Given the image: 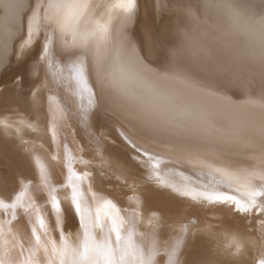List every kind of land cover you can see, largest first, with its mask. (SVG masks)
Here are the masks:
<instances>
[{
	"label": "snow or ice",
	"instance_id": "1",
	"mask_svg": "<svg viewBox=\"0 0 264 264\" xmlns=\"http://www.w3.org/2000/svg\"><path fill=\"white\" fill-rule=\"evenodd\" d=\"M13 7L0 76L13 59L31 63L10 83L0 81V264H264V0H155L156 20L167 16L171 26L149 42L145 24L140 44L131 31L139 0H19ZM213 16L226 20L228 37L247 41L242 50L229 38L215 49L193 41L189 25ZM78 119L101 140L119 141L113 158L144 204L159 195L223 206L232 224L220 230L188 217L169 243L165 229L173 226L157 209L159 231L137 239L139 216L106 192L108 174L83 158ZM42 128L52 163L39 180L33 176L36 203L26 204L15 194ZM13 154L16 163H4ZM56 165L66 182L49 186Z\"/></svg>",
	"mask_w": 264,
	"mask_h": 264
},
{
	"label": "bare ground",
	"instance_id": "2",
	"mask_svg": "<svg viewBox=\"0 0 264 264\" xmlns=\"http://www.w3.org/2000/svg\"><path fill=\"white\" fill-rule=\"evenodd\" d=\"M18 2L19 0H0V42H2L5 33L12 26L15 15V8L13 6ZM113 2H116V0H113ZM139 2L143 7L142 4L143 0H139ZM5 5H8L9 7L6 8ZM139 18L140 17H138V19ZM101 23L103 24L104 21H101ZM192 24H193L192 36H193V41L195 43H202L205 46L215 49L217 46H219L220 43H222L223 39L229 38L233 41V47L239 50H242L247 44V41L242 38H233L227 36L228 26L226 20H224L223 18H218L217 16H213L212 19L207 22H192ZM165 26L170 27L171 22L168 21L166 24H164V26L161 27V29L158 32H156V30L154 29L155 31L153 30L154 31L153 35L155 37L159 36V34L162 32ZM131 31H132V36L135 39L134 34L136 35L137 32H135L136 30L134 31V28H132ZM133 31L135 33H133ZM22 44L23 42L18 44L17 49H19ZM25 51H28V49H25ZM155 51L157 50L154 49V52ZM32 55L35 56V53L33 52ZM52 59L53 62L56 61V57H53ZM30 63H31V59L26 60L23 65L20 66L16 65L15 67L11 66L12 67L11 73L8 74V76H6V78L4 79H3L4 77L3 75H2L3 77L0 76V81L4 83H10L11 80L16 76L17 72L26 71ZM50 88H51V94L56 95L57 98H59L60 92L58 91V89L52 85H50ZM20 102L22 107L27 105L28 103L27 91L22 93L20 97ZM224 103L227 104L228 101H224ZM41 108L43 109V102H41ZM77 124L79 125L77 131H78V139L80 140V144L82 146L86 145L85 151L83 153V158L85 160L92 159L93 163L97 165V167L102 168L108 174L109 178L106 179L102 187L106 189L107 186H110L112 189V186H114L115 187L114 190L106 189V192L120 194V200L125 205L126 210L129 213L136 212L137 215L139 216V220L133 226V231L137 233V237H136L137 239H139L141 236L147 233L159 231L161 217L159 211H154L157 209L164 210V212L167 215L168 222L173 226L172 228L165 229L169 243H175L176 239H179L181 237L183 230L185 229L186 226H188L186 224V220L188 217H192L193 219H195L196 216H199L202 222H207L208 224L214 225L220 230H223L224 228L232 224V218L229 216L227 208L223 206L211 207L203 203L197 204L196 202H191V201L169 199L159 195L153 196L147 202V204H144L139 197L138 188L135 186L132 178L127 177L128 182L125 183L126 176L120 170L119 162L113 158V154H119L120 148L117 147L114 148V146L111 147L108 144V142L101 140L97 134L91 132L87 123H85L83 119H78ZM39 135L41 136V139L35 141L34 143L30 142L28 146V151L31 153V157L30 160L27 161L24 167L21 169L22 178L20 181V187L17 193L15 194V195H19L23 193L24 202L26 204L36 203L34 200H32L33 190L35 189L36 191H39V188L37 187V184L34 182L33 176H35L36 179L39 180L41 176V171L42 170L48 171L52 163L51 156L53 155V153L48 145V141L50 139V133L45 132L42 128ZM113 135L115 138V133H113ZM75 154L76 153L74 152V155ZM16 159L17 158L15 154H13L11 161L5 160L4 163H10V162L16 163ZM74 169L79 173L84 169V164L80 163L79 160H77V162L74 164ZM55 171H56V177L55 179L51 177L49 178V186H56L57 180L66 182V176L60 174L59 165H56ZM109 179H116V180L109 181ZM122 182H124L123 183L124 185L122 184ZM116 186L120 188L124 187L126 189L125 190L119 188L117 189ZM128 186H130V190L127 188ZM47 191L48 188L45 187L44 192L47 193ZM106 192H99L98 195L104 198H111L106 195ZM125 192L127 193V196L122 195V193ZM254 227H255V232L252 233L253 236L259 234L260 227L258 221L254 224ZM241 228H243V224H241ZM20 230L23 231L22 226ZM209 247L214 248L215 244L214 243L210 244ZM197 248H199V244H197ZM253 255L258 261L260 255L259 244H257L256 250L253 252ZM0 258H3L2 254H0Z\"/></svg>",
	"mask_w": 264,
	"mask_h": 264
},
{
	"label": "rangeland",
	"instance_id": "3",
	"mask_svg": "<svg viewBox=\"0 0 264 264\" xmlns=\"http://www.w3.org/2000/svg\"><path fill=\"white\" fill-rule=\"evenodd\" d=\"M141 2V1H140ZM142 4H143V7H142V5H141V3H140V9L142 10H140L141 12V14H140V16H138V17H140L139 19H138V21H137V23H136V27H133L134 28V31L135 32H137L136 33V35L134 34V37H135V39L136 38H138V39H136V41H138L137 43L138 44H140V43H143V42H145V40H146V37H145V33H144V26H145V24H147V25H151L150 27H151V29H152V31L155 29L156 30V32H158L160 29H161V27H163L164 26V24H166L168 21H170L171 22V19L169 18V17H167V16H165V17H163V18H161L160 20H156V18H155V16H154V11H153V9H154V4H155V0H143V2H142ZM138 26V27H137ZM193 26V24L191 23L190 25H189V27H190V29H191V31H192V27ZM154 30V31H155ZM133 31V33H135ZM154 31L152 32V36H150V37H147V39H150V40H148L149 42H151V40L153 39V33H154ZM155 32V33H156ZM138 36V37H137ZM155 37V36H154ZM152 38V39H151ZM140 42V43H139ZM14 60V59H13ZM15 65H14V64ZM13 63H12V67L14 66H16V63H15V60L13 61ZM11 67V68H12ZM9 69V71L8 72H5V73H3V79L4 78H6V76H8V74H10L11 73V70L12 69ZM4 74H6V75H4ZM26 92V91H25ZM230 94V93H229ZM231 95V94H230ZM235 98H238V97H233V99H235ZM112 136H113V138H114V135L112 134ZM108 144L111 146V147H113L114 146V148H119V142L117 141V143H115V144H113V143H111V142H108ZM112 180H116V179H109V181H112ZM124 182H122V184H123ZM124 185V184H123ZM123 185H121V186H123ZM116 188L118 189H126V188H124V187H122V188H120V187H117L116 186ZM129 190H130V186H128L127 187ZM106 189H108V190H114L115 189V187L114 186H112V189H111V187L110 186H107V188Z\"/></svg>",
	"mask_w": 264,
	"mask_h": 264
}]
</instances>
